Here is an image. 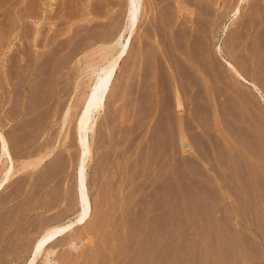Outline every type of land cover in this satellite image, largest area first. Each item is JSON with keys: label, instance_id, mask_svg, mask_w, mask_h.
<instances>
[{"label": "rangeland", "instance_id": "1", "mask_svg": "<svg viewBox=\"0 0 264 264\" xmlns=\"http://www.w3.org/2000/svg\"><path fill=\"white\" fill-rule=\"evenodd\" d=\"M20 1L0 0V130L15 163L0 190V264H27L42 232L79 210L87 67L117 53L128 22L127 0ZM143 1L90 136L92 215L49 245L53 259L264 264V0ZM42 5L50 18L31 17Z\"/></svg>", "mask_w": 264, "mask_h": 264}, {"label": "bare ground", "instance_id": "2", "mask_svg": "<svg viewBox=\"0 0 264 264\" xmlns=\"http://www.w3.org/2000/svg\"><path fill=\"white\" fill-rule=\"evenodd\" d=\"M23 0L20 1V3H23ZM31 1V0H30ZM36 1V0H35ZM153 1V0H152ZM224 1V0H223ZM16 2V0H15ZM14 2V3H15ZM33 2V1H32ZM42 2L47 6V4L42 0ZM48 2V1H47ZM38 3V2H37ZM42 3V4H43ZM107 3V2H106ZM19 4H16L17 6ZM35 4V3H34ZM41 4V3H40ZM43 4V5H44ZM157 4V3H156ZM228 4V3H227ZM15 5V4H14ZM15 5V6H16ZM22 5V4H21ZM33 5V3L31 4ZM36 5V4H35ZM34 5V6H35ZM42 5V6H43ZM144 5L143 0H127V14L128 15V22L126 25V29L121 33L117 44L119 45V50L115 55L113 54H106L103 57L101 56V60L103 61L99 66L95 64H90L87 68L88 70V77L90 78V82L88 86V90L86 92V95L83 99L82 106L80 109L79 114L77 113L78 117L76 120V132H77V139L79 138L80 142L82 143V150L81 155L78 161V168L76 171V189H77V201L79 204V210L77 211L76 215L72 218H69L65 223L52 225L48 227L42 234L36 239L34 244V250L29 258V261L27 264H38V260L41 256L44 258V263L46 264H57V262L53 259V255L55 254V251L52 249H49V245L53 242H55L60 237L64 236L68 232H70L72 229H74L76 226L82 225L86 223L93 211V205L91 201L90 196V182L88 178V161L92 159L93 156V148H92V142H91V134L95 132L97 128V121L100 117L99 115L106 109L108 97L110 98L109 94L112 90V87L114 85V82L117 77L118 69L120 67V64L122 60L128 55L130 43L132 40V33L134 32L138 21L140 19V15H142V7ZM16 6V7H17ZM30 6V5H28ZM32 6V7H34ZM39 6V4L37 5ZM36 6V8H37ZM45 6V7H46ZM155 6V5H154ZM166 6V5H165ZM164 6V7H165ZM43 6V8L38 7V9L35 12L33 10V13H29L31 17L34 19L40 18L42 20L49 19V13L47 9ZM232 7V6H231ZM182 8V7H181ZM33 9V8H32ZM51 10V9H50ZM156 10V8H155ZM158 10V9H157ZM161 10V9H160ZM159 10V11H160ZM25 12V11H24ZM168 12V11H167ZM239 13V8L236 10L235 14ZM166 15V14H165ZM162 16V15H161ZM222 16V15H221ZM23 18V17H22ZM127 18V17H126ZM199 18V17H198ZM52 19V18H51ZM220 19V18H219ZM262 19V18H261ZM23 20V19H22ZM30 20V19H29ZM39 20V19H38ZM17 21V20H16ZM85 21V20H84ZM33 22V21H32ZM40 22V21H39ZM38 22V23H39ZM193 22V21H192ZM25 24V23H24ZM37 24V23H36ZM195 25V24H194ZM193 25V26H194ZM167 26V24H166ZM156 28V27H155ZM41 29V28H40ZM81 29V28H80ZM158 29V28H157ZM35 30V29H34ZM38 30V29H37ZM129 30L131 34L129 36H125L126 31ZM201 31V30H200ZM32 33V31H30ZM118 32V31H117ZM196 32V31H195ZM216 33V32H215ZM96 34V33H95ZM105 34V33H104ZM113 34V33H112ZM146 34V33H145ZM154 34V33H153ZM111 36V35H110ZM152 36V35H151ZM175 36V35H174ZM177 36V35H176ZM101 37V36H100ZM155 37V36H154ZM187 37V36H186ZM207 37V36H206ZM31 38V37H30ZM125 38L124 42L122 39ZM106 40V39H105ZM177 40V39H176ZM96 42V41H95ZM114 42V41H112ZM59 44V43H58ZM27 45V44H26ZM181 45V44H180ZM206 45V44H205ZM241 45V44H240ZM66 46V45H65ZM110 46V45H109ZM30 47V46H29ZM104 47V46H103ZM180 47V46H179ZM199 47V46H198ZM207 47V46H206ZM105 48V47H104ZM94 49V48H93ZM55 50V49H54ZM106 51V50H105ZM221 51V48L219 49ZM103 52V51H102ZM114 53V52H113ZM23 54V53H22ZM9 56V55H8ZM53 56V55H52ZM160 56V55H159ZM158 56V57H159ZM198 56V55H197ZM201 56V55H200ZM207 57V56H206ZM173 58V57H172ZM38 59V58H37ZM45 59V58H44ZM192 59V58H191ZM78 60V59H77ZM179 62V61H178ZM26 64V63H25ZM32 64V63H31ZM30 64V65H31ZM173 64V63H172ZM37 65V64H36ZM183 65V64H182ZM228 65L230 66V69H232L239 77H243L239 71L236 69V67L231 63L228 62ZM78 66V65H77ZM3 67V66H2ZM199 68V67H198ZM31 69V67H30ZM203 70V68H201ZM36 70V69H35ZM183 70V69H182ZM31 71V70H30ZM33 71V70H32ZM4 72V71H3ZM44 72V70H43ZM211 72V71H210ZM223 72V71H222ZM221 72V73H222ZM84 73V72H83ZM68 74V73H67ZM153 74V73H152ZM186 75V74H185ZM8 76V75H7ZM20 76V75H19ZM30 76V75H29ZM35 76V75H34ZM195 76V75H194ZM40 77V76H39ZM42 77V76H41ZM129 78V77H128ZM235 78V77H234ZM244 78V77H243ZM8 79V77H7ZM131 79V78H130ZM35 80V79H34ZM246 80V78H245ZM180 82V81H179ZM33 83V82H32ZM86 84V83H85ZM253 84V83H252ZM133 85V83H132ZM137 85V84H136ZM182 85V84H181ZM179 86V85H178ZM33 87V86H32ZM138 87V86H137ZM256 89L259 91V93L262 95L264 99V95L261 92V90L255 86ZM45 88V87H44ZM132 88V87H131ZM39 90V89H38ZM43 92V91H42ZM46 92V91H45ZM120 92V91H119ZM140 92V91H139ZM84 93V92H83ZM85 94V93H84ZM259 94V95H260ZM40 95V94H39ZM45 95V94H44ZM260 95V96H261ZM82 96V95H81ZM62 97V96H61ZM65 97V96H64ZM124 97V96H123ZM260 97V98H262ZM57 98V97H56ZM79 98V97H78ZM183 98V97H182ZM27 99V98H26ZM48 99V97H47ZM75 99V98H74ZM202 99V98H201ZM39 100V99H37ZM29 101V100H28ZM59 101V100H58ZM115 101V99H114ZM46 102V101H45ZM61 102V101H60ZM40 103V102H39ZM123 103V102H122ZM180 104V102H178ZM29 104V103H28ZM34 104V103H33ZM32 104V105H33ZM50 104V103H49ZM112 104V103H111ZM128 104V103H127ZM25 105V104H24ZM56 104H54L55 106ZM59 105V104H58ZM109 105V104H108ZM153 105V104H152ZM74 106V105H73ZM119 106V105H118ZM259 106V105H258ZM80 107V106H79ZM24 108V107H23ZM208 108V107H207ZM259 108V107H258ZM25 109V108H24ZM23 109V110H24ZM32 110V109H31ZM58 110V109H57ZM74 110V109H72ZM125 110V109H124ZM46 111V110H45ZM66 111V110H65ZM107 111V110H106ZM7 112V111H6ZM17 112V111H16ZM23 112V111H22ZM67 112V111H66ZM264 112V111H263ZM44 113V111H43ZM105 114V113H104ZM25 115V113H24ZM46 115V114H45ZM57 115V114H56ZM22 116V115H21ZM114 116V115H113ZM12 117V116H11ZM48 118V117H47ZM71 118V117H70ZM76 118V117H75ZM102 118V117H101ZM100 118V119H101ZM9 119V118H8ZM16 119V118H15ZM117 119V118H116ZM26 120V119H25ZM43 120V119H42ZM72 120V119H71ZM49 121V120H48ZM67 121V114H65L64 118L62 119V123L65 124ZM61 122V121H60ZM173 122V121H172ZM26 123V122H25ZM69 124V123H68ZM16 125V124H15ZM31 125V124H30ZM46 127V126H45ZM63 127V126H62ZM120 128V127H119ZM18 129V128H17ZM23 130V129H22ZM51 131V130H50ZM17 132V131H16ZM47 133V132H46ZM178 133V132H177ZM65 136V134H64ZM68 136V134H67ZM119 137V136H118ZM63 138V137H62ZM65 138V137H64ZM149 138V137H148ZM55 139V138H54ZM100 139V138H99ZM98 139V140H99ZM104 139V138H103ZM155 139V138H154ZM249 139V138H248ZM117 140V139H116ZM29 141V140H28ZM65 142V141H64ZM78 142V141H77ZM118 142V141H117ZM155 142V141H154ZM10 142H8L7 137L4 135L3 131L0 130V165L4 164V162H7V166L2 171L0 170V190L2 188H5L12 178L14 177V171H15V163L14 158L11 152V148L9 145ZM46 143V142H45ZM121 143V142H120ZM161 143V142H160ZM46 145V144H45ZM60 145V144H59ZM112 145V144H111ZM114 145V144H113ZM119 145V144H118ZM12 146V145H11ZM120 147V146H118ZM108 148V147H107ZM41 149V148H40ZM100 150V149H99ZM30 151V150H29ZM32 151V150H31ZM95 151V150H94ZM54 152V149L49 150L45 155L37 158L36 160H33L32 162H28L25 164L26 168H36L42 162L45 160L47 156L52 155ZM124 152V151H123ZM155 152V151H154ZM37 153V152H36ZM29 154V153H28ZM32 154V153H31ZM130 154V153H129ZM125 155V154H124ZM36 156V155H35ZM128 156V154H127ZM103 157V156H102ZM125 161V160H124ZM114 162V161H113ZM140 163V162H139ZM6 164V163H5ZM61 164V163H60ZM107 164V163H106ZM102 165V164H101ZM103 167V166H102ZM160 168V167H159ZM1 169V168H0ZM100 169V168H99ZM107 169V168H106ZM113 169V168H112ZM3 170V169H2ZM110 171V170H109ZM127 172V171H126ZM159 172V171H158ZM41 173V172H40ZM134 174V173H133ZM17 175V174H16ZM31 175V174H30ZM38 175V174H37ZM34 176V174H33ZM35 177V176H34ZM38 177V176H37ZM31 178V176H30ZM48 181V180H47ZM130 181V180H129ZM119 182V181H118ZM31 183V181H30ZM105 183V181H104ZM108 183V182H107ZM120 184V183H119ZM21 185V184H20ZM32 185V184H31ZM57 185V184H56ZM128 185V184H127ZM4 186V187H3ZM18 187V186H17ZM155 187V186H154ZM14 188V187H13ZM37 190V189H36ZM66 190V189H65ZM140 198V197H139ZM15 199V198H14ZM157 199V198H156ZM251 200V199H250ZM3 202V201H2ZM151 203V202H150ZM137 204V203H136ZM139 204V203H138ZM155 204V203H154ZM168 207V206H167ZM162 209V208H161ZM160 210V209H159ZM68 214V213H67ZM127 216V215H126ZM55 217V216H54ZM157 217V216H156ZM13 218V217H12ZM163 226V225H162ZM42 227V226H41ZM138 227V226H137ZM172 227V226H171ZM170 232V231H169ZM142 234V233H141ZM2 235V234H1ZM151 240V239H150ZM160 240V239H159ZM75 241V240H74ZM74 243V242H73ZM72 244V243H71ZM73 245V244H72ZM74 246V245H73ZM76 247V246H75ZM74 247V248H75ZM168 252V251H167ZM138 258V257H137ZM87 259V258H86ZM28 260V259H27Z\"/></svg>", "mask_w": 264, "mask_h": 264}, {"label": "crops", "instance_id": "3", "mask_svg": "<svg viewBox=\"0 0 264 264\" xmlns=\"http://www.w3.org/2000/svg\"><path fill=\"white\" fill-rule=\"evenodd\" d=\"M181 248H182V246H180ZM182 249H184V248H182Z\"/></svg>", "mask_w": 264, "mask_h": 264}]
</instances>
